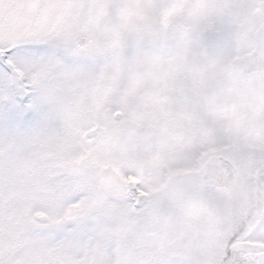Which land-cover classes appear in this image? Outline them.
<instances>
[{"label": "snow or ice", "instance_id": "snow-or-ice-1", "mask_svg": "<svg viewBox=\"0 0 264 264\" xmlns=\"http://www.w3.org/2000/svg\"><path fill=\"white\" fill-rule=\"evenodd\" d=\"M0 264H264V0H0Z\"/></svg>", "mask_w": 264, "mask_h": 264}]
</instances>
